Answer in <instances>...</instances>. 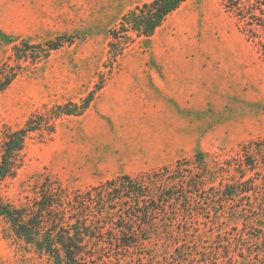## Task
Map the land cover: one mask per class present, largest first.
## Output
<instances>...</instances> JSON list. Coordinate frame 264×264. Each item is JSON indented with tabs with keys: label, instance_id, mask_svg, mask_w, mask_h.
I'll return each instance as SVG.
<instances>
[{
	"label": "rangeland",
	"instance_id": "obj_1",
	"mask_svg": "<svg viewBox=\"0 0 264 264\" xmlns=\"http://www.w3.org/2000/svg\"><path fill=\"white\" fill-rule=\"evenodd\" d=\"M151 1L0 0V67L7 63L18 74L0 93V136L20 129L34 114L43 115L42 129L27 141L22 167L0 182V199L23 209L43 185H59L69 195L123 175L137 178L193 161L203 153L208 172L198 176H205L204 186L189 190L200 216L178 212L160 219L150 239L124 253L128 259L121 264H264V186L257 187L251 202L225 207L219 188L229 181L211 169L244 147L264 143V30L256 37L244 32L221 0H187L157 33L161 53L139 43L113 59L112 30L130 10ZM64 36L75 40L45 57L46 44ZM24 40L43 48L17 62L13 48ZM141 58L190 60L207 69L196 76L194 130L191 123L190 131L175 132L172 140L158 120L136 129L130 114L114 110L102 116L91 105L82 116L55 120L50 131L52 109L82 104L109 80L128 75L130 59ZM121 119L125 130L107 129V122ZM172 141L180 143V155L167 154L162 161L158 148ZM136 146L141 153H133ZM108 245L105 254L112 251ZM0 264L53 263L0 222Z\"/></svg>",
	"mask_w": 264,
	"mask_h": 264
},
{
	"label": "trees",
	"instance_id": "obj_2",
	"mask_svg": "<svg viewBox=\"0 0 264 264\" xmlns=\"http://www.w3.org/2000/svg\"><path fill=\"white\" fill-rule=\"evenodd\" d=\"M186 1L153 0L130 10L111 32L109 53L112 58L121 57L138 39L154 36ZM221 2L244 32L256 37L258 31L264 30V0ZM74 40L64 36L56 42H48L44 56ZM42 48L24 40L14 46L12 57L21 62ZM17 76L16 70L3 64L0 93L8 89ZM96 93L91 92L80 105L69 103L52 109L50 131L54 132L55 120L82 116L91 107ZM42 119V114H34L20 129H7L0 136V182L16 176L23 165L27 141L40 132ZM253 145L242 148L235 158L212 164L213 173L229 181L219 188L225 207L238 206L244 199L251 202L257 187L264 186V143ZM200 172H208L203 153L197 154L193 161H178L172 167L137 178L123 175L69 195L59 185H43L35 200L23 209L0 199V222H4L18 240L53 264H121L128 259L124 253L150 239V232L158 228L156 224L160 219H172L178 212L191 218L200 216L195 211L194 194L189 191L194 187L203 188L205 176H198ZM186 230L181 231L187 235ZM107 244L112 251L105 254L102 249Z\"/></svg>",
	"mask_w": 264,
	"mask_h": 264
},
{
	"label": "crops",
	"instance_id": "obj_3",
	"mask_svg": "<svg viewBox=\"0 0 264 264\" xmlns=\"http://www.w3.org/2000/svg\"><path fill=\"white\" fill-rule=\"evenodd\" d=\"M161 28L154 36L140 38L134 44L140 43L150 52L161 53L163 45L156 38ZM126 66L128 75L109 80L106 87L96 93L92 102L94 111L102 116L116 112L114 110L130 114L136 129L149 119L158 120L164 135L172 140L175 132L182 129L190 131L191 123L195 129L196 106L192 100L198 91L196 76L198 72H207L206 68H197L190 60L160 58L130 59ZM106 124L108 130L122 132L126 129L123 119ZM138 147L133 148V153H141ZM158 152L163 155V161L167 154L180 155L181 146L180 143L174 146L173 141L165 142Z\"/></svg>",
	"mask_w": 264,
	"mask_h": 264
}]
</instances>
